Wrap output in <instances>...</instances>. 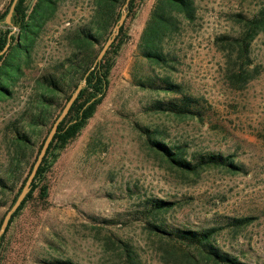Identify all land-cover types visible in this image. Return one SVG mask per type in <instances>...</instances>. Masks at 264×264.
Wrapping results in <instances>:
<instances>
[{"label": "rangeland", "instance_id": "1", "mask_svg": "<svg viewBox=\"0 0 264 264\" xmlns=\"http://www.w3.org/2000/svg\"><path fill=\"white\" fill-rule=\"evenodd\" d=\"M10 1L0 0V28H9L18 37V28L2 17ZM153 2L137 0L135 15L124 20L127 36L112 53L102 101L79 134L58 152L48 172L47 204L30 200L11 222L0 245V264H55L54 260L121 264L123 242L140 264H185L165 262L143 222L129 218L128 213L148 197L177 201L163 217L176 226L200 228L223 224L226 217H252L247 225L223 228L215 240L243 261L264 264V32L250 46L259 74L241 89L228 79L226 53L214 43L217 36L237 32L232 13L251 15L261 0H194V20L181 21L163 41L173 57L170 65L151 63L137 50ZM92 15V0L59 1L29 52L25 53L28 38L19 37L10 56L0 63L7 75L14 76L20 68L17 54L23 53L16 80L0 73L10 91L0 95V177L13 159V126L32 140L11 187L0 188V217L11 206L63 103L65 92H57L44 119L47 125L30 132L27 118L35 112L38 77L53 72L71 54L70 36L80 26H92ZM100 41L92 47L101 49L105 38ZM145 75H168L180 83L184 92L200 99L205 109L202 119L146 110L152 101L167 96L138 86L135 77ZM147 135L171 146L184 145L185 157L205 152L233 155L246 170L232 174L206 168L180 174L151 150ZM104 219L115 223L105 224Z\"/></svg>", "mask_w": 264, "mask_h": 264}, {"label": "trees", "instance_id": "2", "mask_svg": "<svg viewBox=\"0 0 264 264\" xmlns=\"http://www.w3.org/2000/svg\"><path fill=\"white\" fill-rule=\"evenodd\" d=\"M31 1L17 0L14 6L11 22L13 26L18 28V37H14L12 34L9 36L10 44L7 50L0 55L1 64L10 56V50L15 44H18L16 41L19 37L28 38V46H26L28 51L25 50V53L29 52L36 36L40 33L46 21L53 17L56 5L61 0H34L30 5ZM10 2L3 11L2 17L6 15ZM124 2L125 0H92V26L87 24L78 27L70 36V44L73 47L71 54L57 64L53 68V72L38 77L40 90L37 93L35 105H33L35 112L30 113L27 118L31 133L36 130L37 125H47L44 119L49 115V110L54 103L57 92H65L60 107L61 110L82 78H85V85L79 91L65 117L59 122L57 130L37 168L29 192L13 213L5 232L0 237V245L11 222L30 200L37 199L43 205L47 204L49 194L48 172L56 161L58 152L79 134L102 101L109 83L108 75L113 64L112 53L117 52L127 36L124 31V22L119 27L118 34L101 60L93 68L91 66L100 49L92 46L100 43L103 38L107 39L120 17ZM136 3L137 0L128 1L125 19L135 15ZM195 13L194 0H154L140 34L137 45L139 55L154 64L170 65L169 61L173 57L169 55L168 51H165L163 41L178 30L181 21H193ZM231 20L238 26L237 32L217 36L214 43L226 53V64L229 66L228 79L232 82L234 88L241 89L259 74V69L257 65L253 64V59L250 56V46L258 34L264 32V0H261L258 9L253 14L246 15L241 11L234 12L231 14ZM1 21L2 19H0ZM10 31L9 28H0V51L8 42ZM22 54L21 52L17 54L20 62ZM20 62H18L20 68L14 76L7 75L1 69V65L0 73L7 75L12 81L16 80L21 70ZM2 79L3 77L0 76V88L4 91L7 86L2 83ZM134 80L142 89L167 96L165 99L152 101L147 105L146 110L198 119H202L204 116L205 109L200 99L184 92L181 84L172 81L168 75H145L140 78L135 77ZM67 91L69 92L66 93ZM141 130L151 135L157 134L156 131H149L145 127H141ZM13 132L15 134L12 142L13 159L7 167L6 175L0 177V188L2 189L11 187L14 175L23 163L22 156L27 146L32 143L31 137L25 132H20L15 126H13ZM151 135L146 137L151 150L180 174L198 173L206 168L223 169L232 174L245 172L246 170L242 163L234 160L233 155L205 152L193 153L191 156L185 157L184 145L171 146ZM44 138H42L39 147H41ZM35 158L36 156L29 163L28 173ZM26 176L14 192L12 203L20 192ZM176 204L177 201L175 200L148 197L142 199L136 210L128 213L131 220L142 221L148 232L156 238L165 262L174 260L182 261L185 264H198L199 262L206 264H251L220 248L216 243L215 236L225 227L239 228L249 224L252 217H226L223 224L200 228L176 226L168 224L163 219L164 214L173 209ZM1 205L2 202L0 201ZM2 217H0V223ZM102 222L105 224L115 223L111 219H104ZM133 254L127 243L123 242L121 264H140ZM53 262L55 264H75L67 260H54Z\"/></svg>", "mask_w": 264, "mask_h": 264}, {"label": "water", "instance_id": "3", "mask_svg": "<svg viewBox=\"0 0 264 264\" xmlns=\"http://www.w3.org/2000/svg\"><path fill=\"white\" fill-rule=\"evenodd\" d=\"M129 0H125L122 8H121V14L119 19L117 20L116 24L113 26L109 36L107 37V39L105 40L104 44L102 45L101 49L99 50L96 58L93 61V64L91 66V68H93V66L95 64H97L102 56L104 55V53L106 52V50L108 49V47L110 46V44L113 42L115 36L118 34L119 31V27L123 24L124 19L126 17V7L128 4ZM17 0H12V2L10 3L9 9L7 11V14L5 16V23L6 24H12L11 22V16L14 10V6L16 4ZM11 33V32H10ZM9 33L8 35V42L6 43V45L3 47V49L0 51V55H2L8 48L9 44H10V38L9 36L11 35ZM90 68V69H91ZM85 85V78H82V80L77 84V86L75 87V89L72 91V93L70 94V97L68 98V100L65 102V104L63 105V107L61 108L59 114L56 116V118L54 119V121L52 122L49 131L47 132L40 150L35 158V161L32 164V167L29 171V173L26 176V179L21 187L20 192L18 193V195L16 196L14 202L11 204V206L6 210L5 214L2 217L1 223H0V237L3 235V233L5 232L6 227L8 226L9 220L12 217L13 213L18 209V207L20 206L21 202L23 201V199L25 198L26 194L29 192L30 187H31V183L32 180L36 174L37 168L42 160V157L45 154V151L53 137V135L55 134L56 130H57V126L59 124V122L65 117V115L67 114L71 104L73 103V101L75 100V98L77 97L79 91L81 90V88Z\"/></svg>", "mask_w": 264, "mask_h": 264}, {"label": "flooded vegetation", "instance_id": "4", "mask_svg": "<svg viewBox=\"0 0 264 264\" xmlns=\"http://www.w3.org/2000/svg\"><path fill=\"white\" fill-rule=\"evenodd\" d=\"M14 44H15V43H14ZM1 94H3V95H8V94H10V91H9L8 88H6V90H4V91H3L2 88H0V95H1Z\"/></svg>", "mask_w": 264, "mask_h": 264}]
</instances>
